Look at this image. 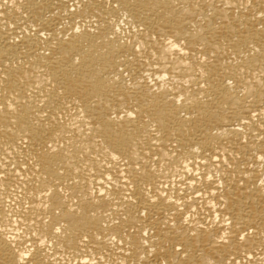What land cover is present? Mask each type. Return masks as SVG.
Returning <instances> with one entry per match:
<instances>
[{
  "label": "bare ground",
  "instance_id": "bare-ground-1",
  "mask_svg": "<svg viewBox=\"0 0 264 264\" xmlns=\"http://www.w3.org/2000/svg\"><path fill=\"white\" fill-rule=\"evenodd\" d=\"M63 260L264 264V0H0V264Z\"/></svg>",
  "mask_w": 264,
  "mask_h": 264
},
{
  "label": "rangeland",
  "instance_id": "rangeland-1",
  "mask_svg": "<svg viewBox=\"0 0 264 264\" xmlns=\"http://www.w3.org/2000/svg\"><path fill=\"white\" fill-rule=\"evenodd\" d=\"M125 28H126V27H125ZM64 262H65V263H64ZM61 263H64V264H66V261H64V260H63V261H61Z\"/></svg>",
  "mask_w": 264,
  "mask_h": 264
}]
</instances>
